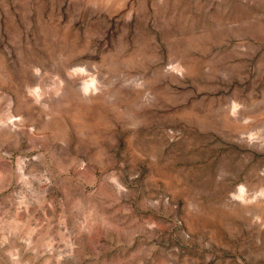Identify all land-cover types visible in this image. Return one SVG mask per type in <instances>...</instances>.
<instances>
[{
  "label": "rangeland",
  "instance_id": "rangeland-1",
  "mask_svg": "<svg viewBox=\"0 0 264 264\" xmlns=\"http://www.w3.org/2000/svg\"><path fill=\"white\" fill-rule=\"evenodd\" d=\"M0 264H264V0H0Z\"/></svg>",
  "mask_w": 264,
  "mask_h": 264
}]
</instances>
